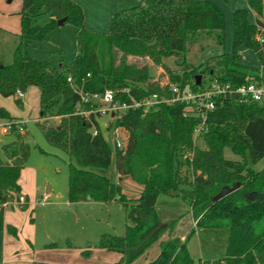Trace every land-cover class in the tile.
<instances>
[{
    "label": "trees",
    "instance_id": "16d2710c",
    "mask_svg": "<svg viewBox=\"0 0 264 264\" xmlns=\"http://www.w3.org/2000/svg\"><path fill=\"white\" fill-rule=\"evenodd\" d=\"M247 3L256 20L249 22L245 8L233 11V52L211 54L198 66L188 62L186 53L201 37H213L220 47L225 45V15L211 0H143L117 12L108 33L88 30L84 10L74 0H22L21 32L12 34L0 28V36L14 41L11 49L0 45V94L16 95L18 90L25 92L34 86L40 95L38 118H61L55 126L37 123L48 142L69 156L70 202L116 200L123 205L125 235L103 234L98 242L99 248L120 253V264H133L158 242L157 256L142 264H264V166L260 170L253 167L264 158L262 102L217 100L202 135L204 147L194 143L193 130L200 118L187 103H159L146 114L142 108L122 113L111 126L127 130L125 149L108 144L97 120L99 113L84 115L77 110L81 104L77 89L101 93L111 90L120 103L152 94L171 96L168 86L152 81L147 65L128 63L129 54H147L159 64L163 57L176 56L180 71L161 64L170 81L181 87L199 89L206 77L235 85L259 78L254 68L242 64L238 49L244 46L253 50L264 64V42L255 39L257 25H264V4L263 0ZM43 13L48 14V21L35 24ZM63 17L78 30L70 67L28 56L25 40L46 39ZM196 75H201L199 85ZM15 101L22 105L20 97ZM84 106L87 110L98 107L91 103ZM0 117L16 120L4 107H0ZM10 132L15 140L0 150V228L8 197L18 198V180L30 154V146L14 122ZM227 146L241 159L226 158ZM113 163L119 177L130 176L142 186L138 197H127L119 182L108 176L106 171ZM234 183L239 184L234 191L215 200L223 187ZM160 194L178 197L190 208L196 224L184 238L173 233L177 219L161 221L156 209ZM199 228L228 230L224 256L192 257L188 243ZM165 234L168 237L163 239ZM83 254L90 255V249Z\"/></svg>",
    "mask_w": 264,
    "mask_h": 264
},
{
    "label": "rangeland",
    "instance_id": "374dc122",
    "mask_svg": "<svg viewBox=\"0 0 264 264\" xmlns=\"http://www.w3.org/2000/svg\"><path fill=\"white\" fill-rule=\"evenodd\" d=\"M79 3L85 12V27L88 30L94 28V32L108 33L111 27L112 17L119 11L125 9V0H74ZM223 11L225 15V45L220 47L213 37L203 36L195 44L191 45L186 53V59L190 64L198 66L211 54L226 50L233 52V0H211ZM142 0L139 1L141 3ZM136 4V3H135ZM264 4V0H263ZM138 5V4H136ZM135 5V6H136ZM248 19L253 20L248 7ZM22 0H0V28L7 33L18 34L21 32ZM99 15V18H98ZM49 19L48 14L39 15L34 23L44 25ZM264 22V6L263 15ZM77 28L70 22L54 27L50 35L44 40L26 39L25 52L28 56L38 59H46L54 65H63L65 69L70 67L74 54L77 50ZM0 45L11 49L14 41L6 35L0 36ZM242 57V64L256 68L264 72V64L258 59L253 50L244 46L239 47ZM122 53H119V57ZM120 59V58H119ZM176 56L163 57L162 62L169 69L180 71L176 62ZM128 63L139 66L147 65L151 71L152 81L164 84L170 80L169 73L161 63H156L149 55L129 54L126 56ZM119 62V60H117ZM209 78H205V84ZM39 91L31 86L23 95L22 105L16 103V95L2 96L0 94V106L4 107L17 121H22L24 128L19 131L26 143L30 146V154L25 167L19 178V195L25 197V202L20 203L17 196L8 197V204L5 206L4 218L21 224L27 219L33 222L41 230L42 234L48 236V241L54 242L58 247H66L68 242L72 247L81 251L88 245L98 247V242L103 234L124 236L127 219L126 211L121 203L113 200L109 203H98L92 201L69 202L68 200V154L60 147L51 145L46 139L39 123L48 126L59 125L60 117L47 120H40L39 116ZM109 119V112L104 116H98L104 138L113 147V126L107 128L105 123ZM7 119L0 117V150L3 145L15 140L13 133H4L1 126ZM196 145L204 147V141L199 138ZM226 158L240 160L238 154L232 152L230 146L224 149ZM2 159L5 156L2 154ZM264 166V158L253 165L254 169L260 170ZM114 163L106 171L111 179L117 180L122 191L127 197L135 198L141 193L142 186L135 182L130 176H124L122 180L116 177ZM117 178V179H116ZM51 186L50 195L42 193L41 188ZM12 203V205H11ZM179 209L171 208L165 213L167 220L177 219L173 233L187 235L196 222L191 221L190 212H180ZM193 223V224H192ZM228 230L214 228L197 232L190 240V249L193 258L218 259L226 252L227 239L222 232ZM228 235V233H227ZM82 251V253H83ZM201 254L199 255V253ZM84 256V254H83Z\"/></svg>",
    "mask_w": 264,
    "mask_h": 264
},
{
    "label": "built area",
    "instance_id": "2783aa9c",
    "mask_svg": "<svg viewBox=\"0 0 264 264\" xmlns=\"http://www.w3.org/2000/svg\"><path fill=\"white\" fill-rule=\"evenodd\" d=\"M255 39L258 42H264V25H257V33ZM68 81L73 85V79L68 76ZM249 79V78H248ZM161 86H168L171 96H159L152 94L140 100H132L130 103H120L114 100V93L111 90L101 92H87L77 89L80 96V106L77 108L80 114L88 115L91 112L99 113V116H104L109 112V119L105 123L107 128L111 127L116 119L120 118L122 113L128 109L142 108L143 114H146L151 109L155 108L159 103L173 104L176 102L187 103L194 113L200 118L199 124L193 130L194 143L199 138H202L206 131V122L208 115L216 107V101L220 99H232L237 102H247L251 100L260 101L264 104V77L250 78L247 82L235 85L230 82H222L217 77L209 79V82L199 89H193L190 85L181 87L177 83H172L169 79ZM23 95L22 91H17L16 96ZM97 104L98 107L85 109L84 104ZM13 122L18 127L19 131L23 130L24 125L22 121H8L1 126L2 131L7 133L10 131ZM113 146L117 149H125L128 142V132L122 127H113L112 132ZM18 202L24 203L25 197L19 195ZM9 202L4 205L7 206Z\"/></svg>",
    "mask_w": 264,
    "mask_h": 264
},
{
    "label": "crops",
    "instance_id": "0c3cea01",
    "mask_svg": "<svg viewBox=\"0 0 264 264\" xmlns=\"http://www.w3.org/2000/svg\"><path fill=\"white\" fill-rule=\"evenodd\" d=\"M139 1L140 0H125V9L135 6L136 4L139 5L143 2V0L141 3H139ZM232 2H233L232 5L233 9H239L243 7L249 8L247 0H233ZM249 10L251 15L254 17V19L252 21L249 19L248 20L250 23H254L256 20V14L252 9L249 8ZM90 29L91 31H94V28L93 29L90 28ZM254 69L259 75L264 77V72L262 70L256 68ZM23 169L21 170V173ZM115 174L116 177L119 178V180H122L123 177H119L117 173ZM47 187H49V190H46ZM41 191L42 193H46V196H49L51 191V186L47 185L45 187H42ZM81 202H86V201H81ZM174 207L176 209H179L178 211L180 212L183 211L190 212V208L188 207V205L185 202H183L180 198L165 194H160L158 196L156 209L161 221H169L167 219H171L168 217L165 218V213ZM4 212H5V208H4ZM190 216H191V221L193 222L194 219L192 217L191 212H190ZM32 220L33 218H31L30 221H27L26 219L21 224H18L15 221L12 222L10 219L4 218L3 215V225L2 228H0V264H7V263L33 264L35 262L46 263V264H120V258H121L120 253L102 249L96 247L95 245H88L86 247V249H90V255L88 256H86L85 254L83 256L82 253L83 250L81 251L78 248L74 249L72 247L71 242L70 243L68 242V245H66V247L65 246L58 247L57 245L53 246L54 242L51 241L49 242L48 236L43 235L41 230H39V228ZM201 230L204 231L210 229H206V228L196 229L195 233L191 236V238ZM227 233L223 231L222 235L228 240ZM175 235L181 238L185 237V235L179 233H175ZM167 237L168 234H165L163 239H166ZM190 240L188 243V248L192 255L190 249ZM159 251H160V243L158 242L155 243L148 250L146 254H144L141 258L136 260L133 264H142L146 260H151L157 256ZM200 254L201 252L199 253V255ZM198 259L201 258L199 257Z\"/></svg>",
    "mask_w": 264,
    "mask_h": 264
},
{
    "label": "water",
    "instance_id": "95a60500",
    "mask_svg": "<svg viewBox=\"0 0 264 264\" xmlns=\"http://www.w3.org/2000/svg\"><path fill=\"white\" fill-rule=\"evenodd\" d=\"M66 22V18L63 17L58 20V25H63ZM201 83V75H196V84ZM239 186L238 183H234L232 186H225L221 189V191L218 193V195L215 197V200H219L223 198L225 195L229 194L230 192L234 191ZM46 190H49V187L46 188Z\"/></svg>",
    "mask_w": 264,
    "mask_h": 264
}]
</instances>
